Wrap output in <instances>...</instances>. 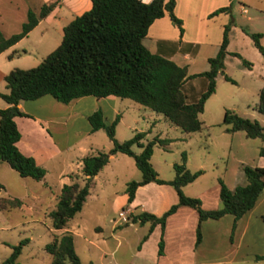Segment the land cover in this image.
I'll use <instances>...</instances> for the list:
<instances>
[{
    "label": "trees",
    "instance_id": "trees-1",
    "mask_svg": "<svg viewBox=\"0 0 264 264\" xmlns=\"http://www.w3.org/2000/svg\"><path fill=\"white\" fill-rule=\"evenodd\" d=\"M54 2L43 4L38 14L28 10L20 31L5 36L0 30V52L26 35L37 23L38 18L51 9ZM174 5L175 0H91L89 9L64 25L60 43L37 65L10 69L4 76L6 91L0 93L8 103L6 107L0 108V161L6 162L22 177H32L36 180L44 177L46 169L39 165L33 156L22 153L17 147L16 141L20 138V131L14 120L16 115H28L18 107L21 100L34 99L44 94H50L61 102H68L83 95L125 97L143 108L163 114L184 133L202 130L205 126L199 118V113L203 110L205 100L215 90L216 76L222 73L226 80L234 82V79L223 71L225 55L231 53L240 57L242 63L248 67L251 61L238 52H229L226 49L231 21L224 24L219 48L215 55L208 57V69L201 72L188 75L184 65H178L171 59L151 52L142 39L154 19L168 12L171 20L182 28L181 20L174 13ZM230 9L231 2L218 7L210 15L228 12ZM249 35L258 51L264 55V46L260 42L261 33L250 32ZM12 55L13 53L9 54ZM195 76H204L206 86L196 100L188 101L184 82L187 78ZM254 107L264 117V85L258 90ZM118 119L119 114H116L109 123H105L100 109L88 115L91 131L103 128L112 145L106 151L83 156V181L74 179L70 183H64L57 193L56 204L49 210L48 216L54 229L64 228V231L59 235L54 234L52 240L45 244V250L50 254L49 264H82L75 251L73 234L66 228L69 220L83 207L90 191L92 177L108 162L112 154L122 152L132 156L141 172L139 179L126 183L128 202L132 201L139 185L150 181L171 184L177 193L178 200L159 215L146 210L130 215L132 222H149L148 231L143 235L142 241L148 237L155 225H160L158 255L164 252L163 231L166 219L179 206L185 205L196 210L198 243L201 240L202 220L216 219L230 213L234 218V226L236 220L254 206L264 191V166L245 164L242 169L246 182L236 184L231 189L219 180L221 206L205 208L199 197L187 195L182 190L184 185L194 180L203 170H190L186 166V153L182 151L181 161L173 163V177L168 180L159 177L150 161L153 146L158 144L166 147L172 139L154 135L143 142L142 138L146 132L136 131L131 137L118 140L115 137ZM222 124L226 132L243 130L247 137L264 139V126L258 120L242 116L233 109L225 108ZM134 144L141 147L139 152L132 149ZM258 153L264 155V146L260 147ZM3 189L4 185L0 182V191ZM21 204L22 199L19 197L0 196V209L20 207ZM262 217L264 218V213ZM27 242L28 238H23L13 245L9 256L0 264H18L17 257L23 244ZM256 257L261 258L264 255Z\"/></svg>",
    "mask_w": 264,
    "mask_h": 264
},
{
    "label": "rangeland",
    "instance_id": "rangeland-1",
    "mask_svg": "<svg viewBox=\"0 0 264 264\" xmlns=\"http://www.w3.org/2000/svg\"><path fill=\"white\" fill-rule=\"evenodd\" d=\"M232 1L235 3V0H229V3ZM259 4L263 6L261 2ZM244 24L247 25V21ZM256 24L257 28L261 29L264 22L259 20ZM245 52L248 56L246 58L254 64L252 73H243L240 70L241 63L236 58H231L233 63L227 65L228 75L235 78L239 86L218 78L217 92L229 94L227 102L234 103V108L230 109L242 116L256 119L264 126L263 115L254 107L258 98L256 86L261 84L264 78V64H261L264 60L252 43L245 47ZM20 59L22 68L35 66L41 61L36 60L33 54L22 56ZM205 86L206 83L203 84L204 89ZM231 88L238 92L233 94L230 92ZM118 101L123 109L118 112L119 120L115 125V137L124 140L131 137L132 132L126 125L132 110L124 103L133 101L125 97H119ZM212 107L210 104L205 113L210 112ZM160 130L161 136L170 137L172 140L168 147L158 144L153 146L150 157L152 166L159 177L171 179L174 175L173 163L181 161V153L184 151L186 166L192 171L202 169L203 172L184 185L182 190L187 195L199 197L203 207L211 205L214 197L221 206L219 193L217 194L220 188L219 180L229 188L234 184H243L245 175L242 166L255 165L257 162L264 163V155L260 158L258 155L260 147L264 146V139L247 137L243 130L226 132L221 120L191 135H186L176 127L166 129L161 125ZM156 132H160L159 129ZM151 136L148 135L149 138ZM85 140V143L89 141L93 143L87 154L106 151L112 145L103 128L92 131ZM132 149L139 152L141 147L134 144ZM56 164L52 163V174L48 176L52 184L51 189L32 177L19 178L32 184L33 190L42 194L38 200L33 201L26 195L25 185L19 183L9 185V192L24 196L22 197L24 203L20 207L0 209V263L9 256L13 245L18 244L23 238H28V242L23 244L17 257L18 264H49L50 254L45 250V244L52 240L54 234L59 235L64 231V228L54 229L48 216L49 210L56 204L59 192L53 186ZM140 177L141 172L135 165L133 157L122 152L110 157L99 170L83 207L69 220L66 228L73 234L75 251L82 264H175L179 260H183V263L178 264H264V257L256 258L257 255H264L262 204L252 212H245L234 226L233 215L229 213L217 220H207L211 224L205 222L201 225V240L202 238L203 240L200 244L196 243L197 213L193 208L184 206L183 209L193 211L194 227L190 214L180 212L169 221L167 228L170 237L175 241L181 237L180 248L177 245L169 248L166 256L159 258L156 253L160 237L158 226L148 235L145 246L137 249L143 235L148 231L149 222H132L131 213L127 212V220H123L115 208L118 202L116 198L125 191L127 181L137 180ZM154 183L159 187L151 185L142 190L140 195L151 198V203L154 205L158 202L157 197L160 196L161 199L162 196L169 200L170 196L176 199L177 195L171 184ZM2 195H7L5 188L1 191ZM184 222H186L185 226H183ZM243 229L246 232L240 238ZM195 247L196 255L193 257L192 249ZM208 248H215L217 251L213 250L207 256Z\"/></svg>",
    "mask_w": 264,
    "mask_h": 264
},
{
    "label": "crops",
    "instance_id": "crops-1",
    "mask_svg": "<svg viewBox=\"0 0 264 264\" xmlns=\"http://www.w3.org/2000/svg\"><path fill=\"white\" fill-rule=\"evenodd\" d=\"M51 1H55L51 9L44 16L38 18L37 23L28 33L0 52V93L6 91L5 74L14 67H22V61L20 59L22 56H31L33 54L36 60H41L60 43L64 25L76 15L81 14L91 7V0H0V30L5 36L20 31L22 23L27 18L28 10L31 9L38 14L43 4ZM142 1L148 2L150 0ZM260 2L263 6L259 4ZM227 4H229V0H175L173 10L175 15L181 20L182 28L180 29L179 26L171 20L168 12H165L162 16L152 21L142 41L151 52L158 53L171 59L178 65H184L188 75L198 73L208 69L207 59L209 56L216 54L222 39L224 24L231 21L226 49L229 52H238L242 57L246 58L248 56L245 52V47L250 43L254 45L249 35L250 32H260V42L264 46V24L261 29H258L256 26L257 21L262 20L264 22V0H235V3L233 1L231 3L230 11H222L210 15V13L218 7ZM245 21H247V25L244 24ZM10 53H13V55L9 56ZM259 53L261 59L263 58L264 60V55L260 51ZM231 58H236L241 63L240 70L243 73H252L254 65L252 62L250 67L245 66L240 57L231 53H227L224 57V73L228 75L227 65L233 63ZM261 64H264V61H261ZM249 76L251 77L253 75ZM230 77L233 78L232 76ZM204 78V76H195L185 80L184 90L188 101L196 100L203 91V84L206 83V78L205 80ZM218 78L226 80L222 73L216 76V83ZM233 79L234 82L229 80L226 81L235 86H239V82L235 78ZM260 83L261 84L256 86L257 91L264 85V78ZM230 92L236 94L238 91L232 89ZM228 96L229 94L227 93H218L215 85L214 92L205 100L203 110L199 113V118L205 127L216 123L218 120L222 121L225 108H234V103L232 101L230 103L227 102L229 101ZM118 98V96L114 95L101 97L83 95L73 98L68 102H61L50 94H44L34 99L21 100L18 103V107L28 115L14 116V120L20 131V138L16 141V145L22 153L33 156L35 161L46 169L44 177L37 180L40 184L51 189L52 184H50L51 182H49L48 176L52 174L53 162L57 163L55 165V177L53 178V186L56 191H60L64 183H70L74 179L82 181V157L87 155L89 149L92 148L91 145H93L90 141L89 143H85V139L88 138L92 132L88 115L94 110L100 109L103 113L105 123H109L115 115L119 114L118 112L123 109ZM124 104L132 110L129 122L126 124L132 131L131 136L136 131H145L146 133L142 138L143 142L150 139L148 135H152L151 137L154 135L167 137L160 135L161 125L165 126L166 129L176 127L170 120L164 117L163 114L143 108L134 101ZM210 104L213 106L211 108L212 110L205 113ZM7 105L8 103L0 95V108L6 107ZM158 129L160 132H156ZM192 133L189 134L191 135ZM185 134L189 135L188 133ZM183 138L185 137L183 136ZM169 143L166 144V147H168ZM113 156L114 154L110 157ZM262 156L263 155H259V158ZM256 165L264 166V163L257 162ZM98 172L92 177L91 186ZM18 176L20 175L6 162L0 161V182L3 183L8 196H16L23 199L22 197L24 196L9 192L10 184L19 183L27 187L26 195L30 197L31 200L35 201L40 199L42 194L33 190L32 184L27 183L23 179H19L26 177ZM154 182L155 181H150L139 185L130 202H127L128 195L126 191H124L116 198L118 202L115 210H123L125 213H136L141 210H146L150 212L153 211V213L155 212L157 215L161 214L170 206V203H174L178 200V196L175 200L173 196H170V200L163 196L162 199L161 196L157 197L158 202L154 205V203H151V198L149 199L146 195H140L142 190H145L151 185L157 187V185H154ZM235 185L236 184L231 186V189ZM218 193L219 191L217 190V194ZM23 203L22 200V204ZM263 203L264 191L258 197L254 206L247 211L252 212L261 204L263 205V209ZM184 206L185 205L179 206L177 210L166 219L163 231L164 252L161 255L157 254L159 258L160 256H166L169 248H174L176 245L180 248L182 245L181 237L175 241L169 235L167 228L170 220L175 218L180 212H186L190 214L192 227H194L193 211L191 212L188 209H183ZM205 207H219L217 198L214 197L213 203L211 205H205ZM193 210L195 209L193 208ZM241 216L239 218H241ZM211 219L217 220L219 218L204 219L201 221L200 227L205 222L211 224L207 221ZM185 224L186 222L183 223V226H185ZM158 226L160 228V225L157 224L153 229ZM245 232V229H243L239 237L242 238ZM179 234L181 236V232H179ZM147 238L140 241L137 249H142L145 246ZM192 240H194V237H192ZM202 240L199 241V244ZM196 249V247L192 249L193 257L196 255ZM213 250L214 252L217 251L215 248L206 249L207 256ZM176 263H183V260L176 261Z\"/></svg>",
    "mask_w": 264,
    "mask_h": 264
},
{
    "label": "built area",
    "instance_id": "built-area-1",
    "mask_svg": "<svg viewBox=\"0 0 264 264\" xmlns=\"http://www.w3.org/2000/svg\"><path fill=\"white\" fill-rule=\"evenodd\" d=\"M119 215H120L121 219L127 220L126 213L123 210L119 211Z\"/></svg>",
    "mask_w": 264,
    "mask_h": 264
}]
</instances>
